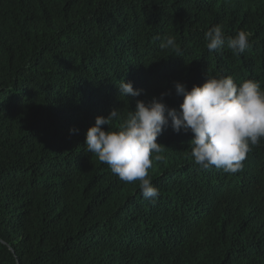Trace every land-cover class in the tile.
Here are the masks:
<instances>
[{"label": "trees", "instance_id": "1", "mask_svg": "<svg viewBox=\"0 0 264 264\" xmlns=\"http://www.w3.org/2000/svg\"><path fill=\"white\" fill-rule=\"evenodd\" d=\"M216 25L250 48L209 53ZM206 75L264 89V0H0V264H264V140L237 173L203 170L169 125L155 202L86 150L96 116L117 108L116 130L161 93L178 109L174 82Z\"/></svg>", "mask_w": 264, "mask_h": 264}, {"label": "clouds", "instance_id": "2", "mask_svg": "<svg viewBox=\"0 0 264 264\" xmlns=\"http://www.w3.org/2000/svg\"><path fill=\"white\" fill-rule=\"evenodd\" d=\"M251 33L239 31L226 37L216 25L204 33L209 53L227 47L238 56L250 48ZM160 48L177 52L173 37H166ZM175 94L182 97L179 108L168 107L160 98L145 102L137 100L118 129L110 130L120 119L117 108L108 115L96 116L94 124L85 133L86 150L99 162L108 165L111 172L125 183L139 182L145 200L155 202L159 189L149 178L153 161H160L162 145L157 137L171 126L174 132L191 133V156L203 170L211 167L234 174L242 170L243 161L252 147L264 140V89L254 80L237 84L231 76L210 77L191 89L174 82ZM123 97H138L143 90L134 89L131 82H122L118 88ZM107 125L105 130L102 126ZM78 130L70 129V132Z\"/></svg>", "mask_w": 264, "mask_h": 264}]
</instances>
